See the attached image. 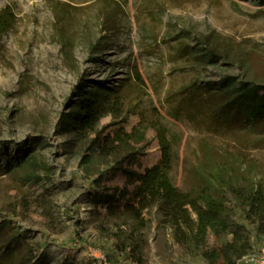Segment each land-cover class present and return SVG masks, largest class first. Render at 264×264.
Returning <instances> with one entry per match:
<instances>
[{"label":"rangeland","instance_id":"374dc122","mask_svg":"<svg viewBox=\"0 0 264 264\" xmlns=\"http://www.w3.org/2000/svg\"><path fill=\"white\" fill-rule=\"evenodd\" d=\"M5 14L0 264H30V255L34 264H135L116 248L114 233L128 224L104 218L87 190L106 165L62 129L80 84L122 89V115L97 130L140 127L146 140L138 147L150 165L164 132L178 187L205 148L253 165L255 179L264 178V124L222 119L223 100L211 90L228 76L264 83V0H0V18ZM23 156L34 163L13 168ZM157 218L153 212L144 230V264H208L178 247ZM228 218L247 227L254 249L238 264H251L264 238L236 203ZM227 239L210 234L208 243Z\"/></svg>","mask_w":264,"mask_h":264},{"label":"trees","instance_id":"16d2710c","mask_svg":"<svg viewBox=\"0 0 264 264\" xmlns=\"http://www.w3.org/2000/svg\"><path fill=\"white\" fill-rule=\"evenodd\" d=\"M10 22L7 14L2 15L0 35ZM209 56L216 57L213 51ZM78 90L62 117V129L106 165L87 190L104 218L128 224L126 232L114 233L117 250L135 264H144L148 243L144 230L155 212L159 229L168 232L185 253L208 264H238L253 251L247 227L228 218L236 203L245 220L264 238V178L255 179L253 165L243 168L215 149L205 148L180 188L171 175L176 163L174 146L163 131L158 130L159 158L150 165L138 147L146 140L140 127L97 130L108 116L122 115L121 88L97 82L91 87L80 84ZM211 90L223 100L218 106L222 119L236 116L241 125L254 128L264 124V83L238 82L228 76ZM34 160L23 156L12 167L31 165ZM210 234L229 239L210 246ZM35 259L30 255L26 261L34 264ZM38 264L46 263L40 260Z\"/></svg>","mask_w":264,"mask_h":264},{"label":"built area","instance_id":"2783aa9c","mask_svg":"<svg viewBox=\"0 0 264 264\" xmlns=\"http://www.w3.org/2000/svg\"><path fill=\"white\" fill-rule=\"evenodd\" d=\"M101 261H104L105 258L102 256ZM251 264H264V248L259 249L256 255H253L250 259Z\"/></svg>","mask_w":264,"mask_h":264}]
</instances>
